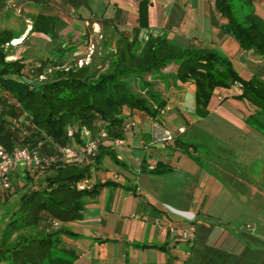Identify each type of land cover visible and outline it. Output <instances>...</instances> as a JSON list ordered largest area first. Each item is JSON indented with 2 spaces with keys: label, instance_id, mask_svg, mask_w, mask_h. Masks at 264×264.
<instances>
[{
  "label": "crops",
  "instance_id": "1",
  "mask_svg": "<svg viewBox=\"0 0 264 264\" xmlns=\"http://www.w3.org/2000/svg\"><path fill=\"white\" fill-rule=\"evenodd\" d=\"M85 1L78 7L42 3L55 6V12L37 10L35 14L62 16L79 11L78 16L92 27L89 39L96 47L104 46V41L93 35L102 37L101 30L111 33L108 24L116 42H122L120 33L139 43L149 33L165 34L181 44L215 49L231 59L244 79L264 81V54L243 49L221 29L213 0H147V20L142 24L138 21L140 0H115L108 11L104 0ZM251 7L264 18V0H253ZM79 20L74 18V24ZM68 46L64 56L81 48ZM54 48L49 49L50 55ZM92 53L98 59L103 54L94 49ZM177 67L170 62L153 75L146 74L149 88L165 102L164 111L155 118L141 110L131 111L128 119H135V125L123 132L122 144L113 145L120 162L104 154L92 168L85 185H101L94 196L84 199L81 216L57 219V225H52V218L38 224L40 234L61 227L67 230L59 234V248L72 264H183L193 247L214 246L239 254L247 244L251 252L259 251L246 259L264 258V111L240 97L241 87L232 82L213 89L207 112L197 113L196 84L193 79L175 77ZM154 121L172 131L171 142L150 143ZM152 162L167 170L151 171L148 165ZM17 173L26 174L15 171L13 180ZM207 213L218 221L207 218ZM190 222L195 226L190 241L170 230L171 226L185 228ZM253 237L262 242H254Z\"/></svg>",
  "mask_w": 264,
  "mask_h": 264
},
{
  "label": "trees",
  "instance_id": "2",
  "mask_svg": "<svg viewBox=\"0 0 264 264\" xmlns=\"http://www.w3.org/2000/svg\"><path fill=\"white\" fill-rule=\"evenodd\" d=\"M33 1L57 7L66 4L78 7L86 3L85 0ZM238 1L249 6L253 3V0ZM9 2L0 0V10ZM146 8L147 0H140L138 21L141 24L147 20ZM213 9L222 20L219 23L221 29L232 35L240 47L264 54L262 16L252 9L240 20L234 14L232 0H213ZM65 23L58 14L37 12L31 18L30 32L44 34L52 43ZM120 34L121 47L103 53L100 67L93 68L91 62L65 67L64 52L69 47L61 44L51 52L56 55L54 59L50 54L49 58L37 55L30 59L23 56L8 59L12 47L10 41L19 37L20 32L0 26V143L11 150L23 143L36 146L40 142V151L51 153L58 145L82 143L84 128L92 134L105 128L110 137L121 136L122 126L132 110H141L153 118L159 115L165 102L149 88L145 76L153 75L170 62L178 65L175 77L195 82L197 113L207 112L206 106L215 86H229L234 80L242 89L239 96L250 99L264 111V81L244 79L233 67L231 59L219 51L181 44L165 34L149 33L142 43L136 38L129 41ZM26 71L28 76L24 74ZM104 154L120 162L110 142L100 145L97 154L88 160L54 162L51 173L45 176L44 187H33L20 197L4 230L12 233L23 227L38 226L43 219H78L84 199L94 196L101 185L96 183L79 188L78 183L89 177ZM150 170L164 172L167 168L160 169L157 162ZM206 217L218 221L211 214L207 213ZM66 231L61 227L6 244L0 242V264H72V259L63 257L59 248V234ZM252 240L262 242L256 237ZM249 249L247 244L239 254H232L214 246L207 249L193 247L183 264H264V258L260 261L254 258L252 262L246 259L259 251Z\"/></svg>",
  "mask_w": 264,
  "mask_h": 264
},
{
  "label": "rangeland",
  "instance_id": "3",
  "mask_svg": "<svg viewBox=\"0 0 264 264\" xmlns=\"http://www.w3.org/2000/svg\"><path fill=\"white\" fill-rule=\"evenodd\" d=\"M95 0H89V2H93ZM115 0H104L107 2V11L111 9ZM94 3V2H93ZM233 3V11L234 14L240 20L243 16L252 10V7L246 3H241L238 0H232ZM51 4V3H50ZM43 5L42 3H36V1H28V0H13L10 3L9 7L3 8L0 10V26L2 27H9L20 32V36L10 41L12 47L9 48V55L7 56L8 59H13L18 56H23L24 58L30 59L32 57H36L37 55L47 56L49 58V49L56 47L57 45H62L64 43L65 47H69L68 45L73 44V46L80 45L81 48H76V50L71 51L68 53L64 58L65 67H69L77 63L80 58H84V61H91V66L93 68L100 67L101 65V58L99 59L97 56H94L91 53L90 60L88 59L87 55L89 54V47H92L94 51L100 50L102 53H105L107 48L119 49L121 47L122 42H116L111 38H114V31L110 27V24L106 26V29H109V32L105 34L103 32V36L99 37V33H94L93 39L97 37L102 42V45L96 47L94 43L90 44V34L92 31V27L86 25L82 19L83 16H78L80 14L79 11H72L70 10L69 13L61 14V18L66 21V25L60 29L58 36L59 38L55 39V42L49 43L48 38L43 34H36L30 32V23L31 18L35 14L37 10L39 11H46V12H55L53 5ZM106 6V5H105ZM101 7V5H100ZM254 10V9H253ZM74 18L80 19L77 25L74 24ZM93 18V16H92ZM89 18V19H92ZM104 18L103 21H105ZM98 20V19H97ZM129 20V18H128ZM108 22V21H107ZM82 25V26H81ZM91 28V30H90ZM96 28H98L96 24ZM132 32H129V34ZM57 36V37H58ZM62 39L63 43L59 40ZM76 40V41H74ZM47 41V42H46ZM70 41V42H69ZM49 43V44H48ZM80 49V50H79ZM111 51V50H110ZM42 53V54H41ZM44 53V54H43ZM57 54V53H56ZM96 55V54H95ZM56 55H52V59H54ZM103 56V54L101 55ZM35 59V58H34ZM33 59V60H34ZM86 59V60H85ZM53 61V60H51ZM47 72H49V68H46ZM26 76H28L27 71L24 72ZM219 87L223 86H215L214 89L217 91ZM213 91V90H212ZM215 91V92H216ZM264 122V121H263ZM52 169H44L42 171L36 172H26L25 176L20 173L15 175L13 180V187L0 194V242L6 244L8 242L17 241L22 239L24 236L37 234V226L34 227H23L20 230L14 231L9 233L4 230V225L14 212V210L19 205L20 197L27 192L29 189L33 187L42 188L45 185V176L51 173ZM29 176L30 178H27ZM89 187V186H87ZM252 220V219H251ZM253 220H259L258 218H253ZM221 225L229 226L227 222H221ZM238 226H240L238 224ZM241 228H243L241 226Z\"/></svg>",
  "mask_w": 264,
  "mask_h": 264
},
{
  "label": "built area",
  "instance_id": "4",
  "mask_svg": "<svg viewBox=\"0 0 264 264\" xmlns=\"http://www.w3.org/2000/svg\"><path fill=\"white\" fill-rule=\"evenodd\" d=\"M13 40V39H12ZM11 40V41H12ZM93 52V48L89 47V54ZM86 60V59H85ZM90 60V59H89ZM89 61H84V58H80L74 65L81 66L87 64ZM42 77V75H40ZM233 83L239 87L240 83L234 80ZM164 111V107L160 109V112ZM136 123L133 118L127 119L123 126L122 132L130 129ZM184 128L182 126L178 127L179 131ZM83 142L80 144H63L58 145L57 150L51 153H42L40 151L38 142L36 146H30L27 143H23L14 146L11 150H7L0 143V194L10 190L13 187V172H36L48 169L56 161H83L87 158H92L97 154L100 145L107 142L112 143V145L117 146L124 142L123 136L110 137L105 128H101L97 133L92 134L91 131L84 128L82 130ZM174 139L172 131L165 127L159 121H154L151 127V139L150 143L164 144L171 142ZM151 169L156 165L154 162L148 165ZM85 180L78 183L79 188L85 187ZM52 225H57L58 220L52 218ZM170 230L175 231L184 240H191L195 236V226L192 222L185 228L171 226Z\"/></svg>",
  "mask_w": 264,
  "mask_h": 264
},
{
  "label": "clouds",
  "instance_id": "5",
  "mask_svg": "<svg viewBox=\"0 0 264 264\" xmlns=\"http://www.w3.org/2000/svg\"><path fill=\"white\" fill-rule=\"evenodd\" d=\"M194 218H195V215L194 214L189 217L190 220H193Z\"/></svg>",
  "mask_w": 264,
  "mask_h": 264
}]
</instances>
